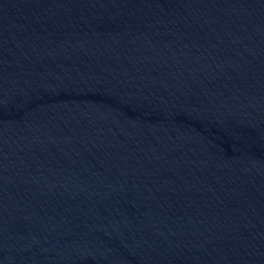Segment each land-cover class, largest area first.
Here are the masks:
<instances>
[{"label":"water","instance_id":"obj_1","mask_svg":"<svg viewBox=\"0 0 264 264\" xmlns=\"http://www.w3.org/2000/svg\"><path fill=\"white\" fill-rule=\"evenodd\" d=\"M0 264H264V0H0Z\"/></svg>","mask_w":264,"mask_h":264}]
</instances>
